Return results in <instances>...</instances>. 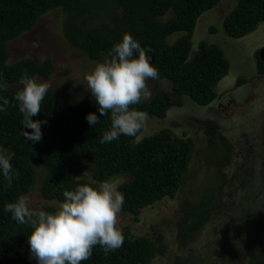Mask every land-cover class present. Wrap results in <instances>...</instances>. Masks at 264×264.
I'll return each mask as SVG.
<instances>
[{
  "label": "trees",
  "instance_id": "1",
  "mask_svg": "<svg viewBox=\"0 0 264 264\" xmlns=\"http://www.w3.org/2000/svg\"><path fill=\"white\" fill-rule=\"evenodd\" d=\"M220 1L0 0V83L7 86L6 91H0V97L8 100L5 111L0 112V148L12 154L10 187L0 172V264H37L31 258L27 239L31 228L18 223L10 212L5 211L6 204L15 202L31 190L35 164H41L46 170L40 190L46 202H63V192L74 190L78 184L95 187L112 178L127 177L118 186L124 197L123 213L138 220L142 209L166 197L182 195L184 198H179L178 206L186 209L187 224L181 230L180 245L192 244V239L208 223L220 220L235 226L230 227L216 245L209 247L207 260H203L209 264L211 255L224 258L230 264H264V178L255 175V171L240 167L230 180H226L228 176L223 170L230 164L229 154L215 158L216 183L200 189L201 199L192 203L181 191L187 182L193 156V146L185 132L177 136L166 128L143 134L142 129L136 137L121 135L119 139L101 143L104 131L110 127V114L100 116L91 94L83 98H66L58 103L49 90L41 111L32 117L34 121H46L41 124L42 139L33 143L22 134L32 130L21 124L23 115L15 100V86L25 73L30 78L49 79L55 66L49 59L41 64L28 58L12 59L7 44L31 31L48 11L60 9L64 16V40L88 59L108 56L124 33L131 34L145 49L150 63L158 70V79H167L171 83L169 91L159 90L148 101L132 106L146 113L147 119H165L169 109L183 106L184 97L206 108L217 97L213 86L227 75L230 65L223 51L206 41L198 44L192 57L189 53L197 19ZM169 11L172 17L160 21ZM260 23H264V0H238L224 17L222 27L229 37L242 38ZM178 32L183 35L169 44L168 37ZM210 32L215 33L216 29L212 28ZM254 59L257 73L264 75V46L254 52ZM3 99H0V105H3ZM89 113L100 117L99 123L90 125L86 120ZM204 126L207 127L204 130L207 143L219 141L229 151L228 142L216 134L217 127L210 122ZM259 147L264 155V144ZM253 156L256 157L254 148L250 157ZM86 166L92 167L94 181L82 178ZM243 204H248L249 208ZM55 208L43 204L37 209L53 211ZM236 227L246 235L248 242L251 240L248 250H244L234 237L235 233L231 232ZM122 234V247L105 255L103 249L96 246L92 256L82 264H151L157 251L154 242L147 237L134 236L127 228ZM176 260L187 264L184 258L177 257Z\"/></svg>",
  "mask_w": 264,
  "mask_h": 264
},
{
  "label": "rangeland",
  "instance_id": "2",
  "mask_svg": "<svg viewBox=\"0 0 264 264\" xmlns=\"http://www.w3.org/2000/svg\"><path fill=\"white\" fill-rule=\"evenodd\" d=\"M237 1L221 0L212 10L204 12L197 19L191 38L189 57L196 53L201 41H206L217 45L229 62L227 75L213 87L217 93L216 99L205 108L184 97L182 107L169 109L168 116L163 120H153V117L146 119L143 127V134H152L166 128H170L177 136H181L183 132L187 134L186 137L193 146V156L187 172V182L183 184L181 191L192 203L201 199L200 189L216 183L217 169L214 160L224 154H229L230 160V164L223 170L228 176L226 180H230L240 167L255 171V175L264 178V155L259 151L261 143L264 144V75L257 73L254 59V52L264 46V23H260L253 32L242 38L229 37L224 32L222 23ZM171 15L169 11L160 21H166ZM63 22L64 16L60 9L50 10L38 19L31 31L21 34L7 44L12 59L28 58L37 64L47 59L52 61L55 70L50 78L37 79L50 85L49 90L54 93L58 103L66 98L88 97L91 93L85 90L84 75L94 66L93 62L104 59H88L69 45L62 35ZM212 28L216 29L215 33L210 32ZM182 35V32L175 33L168 37L167 42L172 44ZM240 80L243 82L239 83ZM18 87L19 85L15 86ZM170 87L171 83L167 79L148 82L151 96L162 89L169 91ZM182 115L184 118H181ZM207 122L217 127L216 134L223 136L228 142L229 151L223 148L219 141L207 143V134L204 132ZM252 148L256 157H250ZM211 154L214 158L209 157ZM35 166L33 186L25 195L28 197L29 206L34 209L43 204L57 207L58 203L42 199L40 190L46 170L41 164ZM91 173L92 167L86 166L82 178L94 181ZM125 179L127 177L112 178L109 181L113 182L118 190V186ZM179 198L183 199L184 196L180 195ZM179 198L166 197L151 207L142 209L138 220L121 211L117 227L121 231L127 228L134 236L147 237L154 242L157 251L151 264H180L176 260L177 257L184 258L187 264H208L204 260H207L209 247L216 245V241L235 225L230 223L229 226L220 220L208 223L192 239V244L183 247L180 245L181 230L187 224V212L183 206H178ZM243 206L249 208L248 204ZM231 232L235 233L234 237L244 250H248L251 240L247 241L240 228L236 227L235 231ZM210 259L209 264H230L224 258L210 255Z\"/></svg>",
  "mask_w": 264,
  "mask_h": 264
},
{
  "label": "clouds",
  "instance_id": "3",
  "mask_svg": "<svg viewBox=\"0 0 264 264\" xmlns=\"http://www.w3.org/2000/svg\"><path fill=\"white\" fill-rule=\"evenodd\" d=\"M93 64L84 75L85 90L96 101L100 116L110 114V127L104 131L100 142L109 143L121 135L136 137L144 127L147 114L132 106L151 98L147 82L159 78L158 70L150 63L145 49L129 33L123 34L103 61ZM49 88L47 82L30 78L25 73L15 93L23 115L21 124L32 130L22 134L33 143L42 139L41 124L46 121H34L32 117L41 111ZM6 90L7 86L0 83V91ZM7 104L8 100L3 99L0 112L5 111ZM86 120L94 126L100 117L89 113ZM11 160L12 154L0 148V172L9 187ZM63 196V202L53 211L30 207L24 195L5 205V211L10 212L14 220L31 228L27 239L31 258L37 264H82L92 256L96 246L102 248L105 255L122 247L124 236L117 224L124 197L113 182L106 180L95 187L78 184L74 190L64 191Z\"/></svg>",
  "mask_w": 264,
  "mask_h": 264
}]
</instances>
